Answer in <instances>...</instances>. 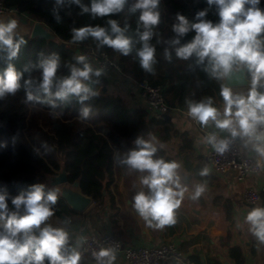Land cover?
Segmentation results:
<instances>
[{
  "label": "clouds",
  "instance_id": "obj_1",
  "mask_svg": "<svg viewBox=\"0 0 264 264\" xmlns=\"http://www.w3.org/2000/svg\"><path fill=\"white\" fill-rule=\"evenodd\" d=\"M70 4L79 7L80 14H90L96 17H111L122 12L128 0H69ZM161 0H133L128 11L139 13L137 20V35L141 47L136 49L140 67L145 72H153L156 62V47L151 43L155 35L153 29L160 23ZM56 5H63L64 0H55ZM209 8L215 6L218 22L207 19L209 8L196 12L194 20H189L182 13L176 14V22L172 25L175 37L171 44L179 59L189 60L193 56L197 63L207 61L205 71L211 78L218 80L230 77L235 71L247 69L251 82L247 95L236 93L227 86L221 87L224 100L223 119L214 106L213 99L208 97L199 102L187 101V114L206 126L210 121L219 129H228L233 138L240 136L245 140V146L252 144L253 149L264 157V132H259L264 125V8L261 0H207ZM53 15L60 20L58 8H53ZM18 23L16 19L7 22L0 21V60H6L7 67L0 71V99L7 95H15L22 87L26 90L27 100L51 104L56 107L55 97L68 102L76 97L83 104L98 93L91 84L98 83L93 76L99 77L101 69H93L85 55L76 57V63L70 68V75L58 77L60 66L58 53H51L39 62L41 69L38 79L29 77L21 84L23 72L18 71L12 61L18 56L21 46L27 41L20 36L16 38ZM141 27L143 31H141ZM129 26L121 27L116 19H108L106 25L97 24L73 27L71 38L73 43H80L91 37L98 48L105 45L128 56L133 52V40L127 35ZM189 32L194 37L181 43V39ZM159 42V41H158ZM171 59V53L165 52ZM27 71V69H25ZM55 91L53 92V88ZM45 94V99L34 96L31 89ZM90 108L81 109V117L87 119ZM150 139L137 137L136 148L119 158L121 165L142 173L140 183L147 188L134 197V208L150 227L164 229L176 223L175 210L181 205L187 188L182 186L177 170L179 162L166 160L163 157L154 158L157 148ZM216 152L223 154L229 147L227 140H218L215 134L207 137ZM210 168L205 166L199 172L207 176ZM146 173V174H145ZM58 189L46 191L45 185L35 183L18 195L11 198L12 209L9 208V193L0 189V264H79L81 252L70 248V234L63 227H53L49 218L54 215V205L57 202ZM205 191V185L197 184L192 199H198ZM14 209V210H13ZM249 231L264 243V207L251 209L246 217ZM155 222V223H153ZM44 225L43 227H41ZM93 256L99 264H113L116 260L114 248H101L94 251Z\"/></svg>",
  "mask_w": 264,
  "mask_h": 264
},
{
  "label": "trees",
  "instance_id": "obj_2",
  "mask_svg": "<svg viewBox=\"0 0 264 264\" xmlns=\"http://www.w3.org/2000/svg\"><path fill=\"white\" fill-rule=\"evenodd\" d=\"M83 2L87 4L89 0ZM6 3L17 6L21 12L28 13L56 35L55 38L49 39L15 30L17 39L23 36L27 41L12 61L17 70L24 74L21 84L29 77L38 79L41 72L38 66L40 60L53 52L58 53L61 58L57 76L70 75V68L79 56L73 44L97 47L96 41L91 37L80 43H73L71 29L84 25H106L108 19H116L121 27L125 24L129 26L127 35L133 40V52L123 56L106 45L99 49H105L117 59L126 76L136 81L147 77L152 83L163 85L166 99L173 109H187V101L199 102L208 97L213 99L216 108L224 102L220 94L221 87L224 86L223 81L211 78L209 72L205 71L208 66L207 61L199 64L195 56L189 60L179 59L175 54V47L178 46L174 47L171 44V40L175 37L172 25L176 22V14L182 13L190 21L194 20L196 12L209 8L207 0H161L160 23L153 29L155 35L151 40L156 47L153 72H145L136 56V49L141 47V43L137 35L139 13L131 14L128 11L133 0H128V4L119 14L96 18L90 14L81 15L79 7L70 4L69 0H64L63 5H56L55 0H6ZM260 6L264 8V0H261ZM54 7L58 8L59 21L53 15ZM207 19L213 22L219 21L215 6L209 8ZM140 30L143 31V28L141 27ZM194 35V32H189L181 39V43L190 41ZM261 35L264 36V33ZM166 51L171 53V59L165 55ZM7 63L6 60H0V71L7 67ZM91 66L93 69H98L93 64ZM248 75L250 76L249 73ZM93 79L98 80V86L94 90L98 94L90 97L83 104L79 103L76 97H71L68 102L53 97L55 108L51 104L36 100L28 101L23 87L15 95H7L0 99V189H6L10 194V209L13 207L11 198L35 183L44 184L46 191L55 188L49 177L58 174L62 165L67 171L69 180L79 179L82 191L91 195L101 208L106 206L107 202L115 207L114 188L118 187V177L126 175L125 185L129 188L130 179L137 180L144 175L128 169L126 165H121L119 158L137 147L135 144L137 137L150 139V134L156 137L153 141L157 148L154 158L163 157L169 161L175 158L170 156L167 149L157 141L167 142L173 134L178 135L181 149L189 151L187 168L194 171L195 176L201 179L205 177L200 176L199 172L206 166L207 159L205 156L195 155L197 161L193 160L192 154L195 149L188 131H177L171 118L148 117L144 108L131 110L122 97L110 93L107 89L104 90L106 78L103 72L99 77L93 76ZM55 90L54 87L53 92ZM31 91L34 96L46 98L45 94L35 88ZM260 91L264 92V88H260ZM84 107L90 108L87 119L81 117V109ZM145 189L147 191L146 187ZM53 207V216L65 226L82 219L83 213L73 209L59 194ZM227 211L230 215L231 206ZM179 220L182 221L181 215H178L176 223L167 229L170 235L179 233L181 229L188 233L190 223L184 226L183 222L178 224ZM0 231H3L1 222ZM201 239L210 243L213 241L210 235L198 232L183 240L179 247L187 250L190 245L193 246L189 258L194 264H223L218 254L201 246ZM218 242L228 248V254L235 264H246L243 247L233 243L231 231L219 236ZM69 246L74 248V242L69 241ZM84 263V259L79 262V264ZM45 264H49L47 258Z\"/></svg>",
  "mask_w": 264,
  "mask_h": 264
},
{
  "label": "crops",
  "instance_id": "obj_3",
  "mask_svg": "<svg viewBox=\"0 0 264 264\" xmlns=\"http://www.w3.org/2000/svg\"><path fill=\"white\" fill-rule=\"evenodd\" d=\"M23 15H14L11 19H16L18 26L16 30H22L32 35L36 23L41 24L46 30L50 32L49 37L55 38L53 31L42 22L34 19L28 13ZM9 17H0V21L7 22ZM75 44H73L74 47ZM106 78L107 90L122 97L126 105L131 109L144 108L146 109L147 101L143 94L137 88L134 79L126 76L122 69H112L108 72H103ZM249 78H251L248 75ZM249 84L246 86L233 87V92L247 95L249 91ZM220 113V118L223 119L224 102L217 108ZM171 119L177 131H188L190 138L193 141L195 152L192 154L193 160L196 162V156H205L207 159L206 166H208V153L210 144L207 143L208 130L214 129L217 132H230L228 129H219L215 123L210 121L208 125L201 126V124L192 119L187 114V109H173L170 113ZM239 141L240 149L247 154L264 162V157H261L253 149L252 144L245 146V138L236 136ZM160 145L165 147L170 156L179 162L180 168L177 173L180 177L182 186L187 188L184 199L178 209L175 210V217L182 216L184 226L190 223L189 231L183 232L181 229L179 233L170 235L165 226L164 229H157L150 227L147 222L140 216L138 211L134 208L130 209L131 213L124 214V209L118 206L116 214L110 215L107 210H94L90 214L83 212L82 219L69 226H65L62 221L52 216L51 220L55 221L59 226L65 228L70 234V240L76 243H81V237L87 232L105 233L112 232L118 236L125 244L140 246L144 244L162 243L173 241L180 243L188 239L193 234L198 232L206 233L213 237V241H205L201 239L200 244L205 249L218 254L223 264H235L234 260L228 254V248L218 242V237L226 235L228 231L233 234V243H237L243 247L246 264H264V243L260 242L250 231L249 225L245 221L247 213L255 207H263V200L257 204H248L243 197V192L247 187L261 188L263 178L261 174L250 173L243 180L238 178V171L235 168H230L219 174L209 172L204 178L194 175V171L189 170L186 166L188 150L181 149V140L178 135L173 134L167 142L157 141ZM126 175H121L123 183H117L118 187L115 190L122 193L124 203L133 206L134 195L144 190L145 187L141 183L129 184V188L125 185ZM118 178V179H119ZM117 179V181H118ZM140 180V179H139ZM197 184L205 185L204 193L198 199H192ZM75 190H79L77 187ZM117 201V199H116ZM119 205V204H118ZM231 206L230 215H228V207ZM155 223V222H153ZM178 227V226H177ZM114 231V232H113ZM192 245L187 250H183L189 257ZM87 257V256H83ZM203 259L205 254L202 255ZM85 264H90L87 261ZM115 264H127V260L122 253L117 255ZM162 264H174L172 262H163ZM194 264V263H193Z\"/></svg>",
  "mask_w": 264,
  "mask_h": 264
},
{
  "label": "built area",
  "instance_id": "obj_4",
  "mask_svg": "<svg viewBox=\"0 0 264 264\" xmlns=\"http://www.w3.org/2000/svg\"><path fill=\"white\" fill-rule=\"evenodd\" d=\"M24 13L17 6L8 5L6 0H0V17H9L11 19L14 15H22ZM74 49L77 54L85 55L88 62L101 69L102 72H108L112 69L121 70L119 61L113 58L105 49H99L95 46H80L79 44H75ZM134 81L139 91L146 98L147 106L145 110L148 117L160 118L173 111V107L166 99L163 85L154 84L147 77ZM233 93L236 94L238 92ZM258 131L264 132V125L260 126ZM212 134H215L218 140H227L229 147L223 154H220L210 145L208 153V168H210V172L219 174L230 168H235L238 171L240 180H243L250 173L261 174L263 178L262 187H247L243 192L244 200L248 204L254 205L260 202L264 194V162L259 161L250 154L244 153L239 147L238 139L236 137L233 138L231 132L208 130L207 135ZM101 248H114L116 250V258L119 253H122L127 260V264H162L163 262L193 264L178 243L173 241L133 246L124 244L112 232H89L81 237L79 251L82 256L89 257L90 264H99L93 256V252H98ZM113 264H115V261Z\"/></svg>",
  "mask_w": 264,
  "mask_h": 264
},
{
  "label": "water",
  "instance_id": "obj_5",
  "mask_svg": "<svg viewBox=\"0 0 264 264\" xmlns=\"http://www.w3.org/2000/svg\"><path fill=\"white\" fill-rule=\"evenodd\" d=\"M44 28V27H43ZM54 33V32H53ZM41 35L46 38H49V35L42 34L40 32H35L33 29L31 36ZM56 36V35H55ZM52 39V38H51ZM94 80V79H93ZM224 86L233 88V87H240L246 86L250 84L251 78L248 77L247 69H241L240 71H235L232 73L230 77L222 79ZM93 90H95L98 86V83L91 84ZM107 87L104 86V90ZM165 118H171L170 114H165ZM51 184L58 189V194L61 195L67 203L75 210L79 212H83L93 201V197L84 193L80 186V180L76 179L74 181H70L67 171L63 168L61 171L56 174ZM76 187L79 188V191L74 190Z\"/></svg>",
  "mask_w": 264,
  "mask_h": 264
},
{
  "label": "rangeland",
  "instance_id": "obj_6",
  "mask_svg": "<svg viewBox=\"0 0 264 264\" xmlns=\"http://www.w3.org/2000/svg\"><path fill=\"white\" fill-rule=\"evenodd\" d=\"M23 16H25L24 14H22ZM64 168V166L62 165V167H61V170ZM60 170V171H61ZM56 175V174H55ZM55 175H51L50 177H49V180L50 181H52V179H53V177L55 176ZM119 178V177H118ZM140 177L137 179V180H135V179H130L129 180V184L131 185V184H135V183H140ZM123 183V180H122V178L120 177L119 179H118V181H117V183ZM115 190H116V188H114V194H115V199H117V201H116V204H115V207H113V206H111L110 205V203L109 202H107L106 203V206H104V207H102L101 208V206L97 203V202H95V201H93L85 210H86V214H90V213H92L94 210H107V213L108 214H110V215H113V214H116L115 212H117V208H118V206L120 207V208H123L124 209V214H128V213H131L130 212V209H134V206H129L128 205V203H124L125 201L123 200V196H122V193H120V192H118V191H116V193H115ZM119 204V205H118ZM84 210V211H85ZM83 211V212H84ZM82 212V213H83ZM83 214H85V213H83ZM47 223H50L53 227H62V226H59L55 221H53V220H51V217L49 218V221L47 222ZM92 232V231H91ZM114 232V231H113ZM87 233H89V232H87ZM86 234V233H85ZM84 234V235H85ZM76 247H75V249L76 250H78L79 251V243L77 242L76 243ZM82 259H84V262L86 263L87 261H89V257H83L82 255H81V260L80 261H82ZM84 263V264H85Z\"/></svg>",
  "mask_w": 264,
  "mask_h": 264
},
{
  "label": "bare ground",
  "instance_id": "obj_7",
  "mask_svg": "<svg viewBox=\"0 0 264 264\" xmlns=\"http://www.w3.org/2000/svg\"><path fill=\"white\" fill-rule=\"evenodd\" d=\"M34 31L35 32H40V33H42V34H45V35H50V32L48 31V30H46L45 28H43V26L41 25V24H39V23H36L35 24V26H34ZM77 188V187H76ZM75 188V189H76ZM74 189V190H75ZM76 191H79V190H76Z\"/></svg>",
  "mask_w": 264,
  "mask_h": 264
}]
</instances>
